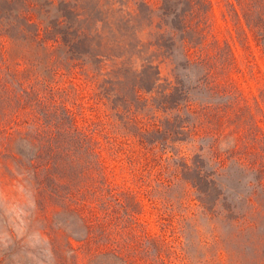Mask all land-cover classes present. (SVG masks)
<instances>
[{"label": "trees", "instance_id": "1", "mask_svg": "<svg viewBox=\"0 0 264 264\" xmlns=\"http://www.w3.org/2000/svg\"><path fill=\"white\" fill-rule=\"evenodd\" d=\"M212 7L210 0H0V190L53 249L47 210L61 202L77 213L78 182L103 180L99 159L115 141L110 134L137 138L174 187L190 184L204 196L185 172L214 183L197 163L166 156L184 144L200 152L199 137L215 172L236 164L264 188V134L239 82H253L250 95L264 113V0H226L223 24ZM163 65L173 67V80L160 84ZM177 67L195 70L193 87L181 85ZM216 208L206 210L208 221L231 228L235 244L215 243L225 264H264V209ZM182 251V264H215L187 245ZM109 256L133 264L119 251Z\"/></svg>", "mask_w": 264, "mask_h": 264}, {"label": "rangeland", "instance_id": "2", "mask_svg": "<svg viewBox=\"0 0 264 264\" xmlns=\"http://www.w3.org/2000/svg\"><path fill=\"white\" fill-rule=\"evenodd\" d=\"M210 1L215 20L223 24L221 13L226 0ZM148 2L152 4L155 0ZM177 61L182 64L180 57ZM258 64L264 70L262 59H258ZM172 68L161 66L160 84L165 78L173 80ZM174 73L181 85L193 87L195 84L194 69L177 67ZM239 82L246 104L264 134V113L256 110L250 95L253 82L245 83L241 79ZM77 89L79 93L88 90L79 86ZM192 95L199 99L205 97L196 90ZM156 116L161 118V113ZM110 137L115 141L103 146L99 159L105 169L103 180L87 176L78 182L82 188L75 193L77 213L65 211L61 202L57 208L47 210L46 223L55 231L57 249L52 248L45 231L38 232L28 226L26 212L14 211L5 205L6 190H0V264H120L109 256L115 251L133 264H155L160 259L182 264V249L186 245L202 261L225 264L227 255L215 243L221 238L227 247L234 248L232 229L217 220L211 224L206 210L216 212V207H225L242 211L251 206L264 209V188L256 186L252 175L241 173L236 164L227 163L223 171L215 172L204 152L207 140L199 137H195L194 146L200 152L191 153L187 150L190 146L184 144L181 148L175 146L176 149L168 147L166 156L180 165L183 162L179 158H184L187 165L195 162L212 175L214 183L201 181L194 172L183 174L199 183L204 196L190 184L174 187L170 176L160 173L154 157L137 138L111 134ZM181 138L189 140L185 134ZM99 140L105 144L102 138ZM213 227L217 228L215 232Z\"/></svg>", "mask_w": 264, "mask_h": 264}]
</instances>
